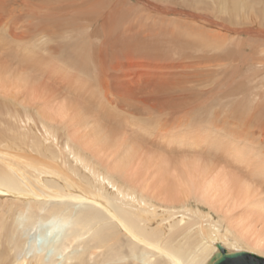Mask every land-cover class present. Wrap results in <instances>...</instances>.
I'll return each mask as SVG.
<instances>
[{"label": "bare ground", "instance_id": "6f19581e", "mask_svg": "<svg viewBox=\"0 0 264 264\" xmlns=\"http://www.w3.org/2000/svg\"><path fill=\"white\" fill-rule=\"evenodd\" d=\"M144 1L145 15L122 0H0V264H210L218 245L264 258V199L206 158L264 188V137L243 122L264 120L261 61L245 57L264 48L238 40L264 22L215 18L264 0ZM237 199L252 213L232 216Z\"/></svg>", "mask_w": 264, "mask_h": 264}, {"label": "rangeland", "instance_id": "374dc122", "mask_svg": "<svg viewBox=\"0 0 264 264\" xmlns=\"http://www.w3.org/2000/svg\"><path fill=\"white\" fill-rule=\"evenodd\" d=\"M206 2H211L210 0H205ZM221 1V0H218V2ZM223 1H226V3L228 1H230L232 4L231 6H234L235 8H240L239 7V2H234L233 0H223ZM122 2H125V5L127 6H132L134 8V10L138 13H140L141 15H145V13L147 12L146 10H150L149 9V6L148 4L144 1V0H122ZM128 4H127V3ZM141 2V3H140ZM144 4H143V3ZM134 5V6H133ZM13 8H16V6H13ZM20 8V5H18L17 9ZM25 7L23 6V9ZM144 9V10H143ZM260 7H253V8H250L248 11H244L243 9H239V10H236V11H232V12H224V10L222 11L221 15H215V18L218 19L219 21L223 20L222 18H226V24H228L229 26H233L235 28H238V29H243V28H246V27H251L253 25H255L256 23H263L264 22V13H258V12H255V11H259ZM16 10V9H15ZM21 10V9H19ZM210 14H214V12L212 11H209ZM143 13V14H142ZM235 15V16H234ZM173 17V18H172ZM169 18V17H168ZM171 20H177L179 17V15H171L170 16ZM176 18V19H175ZM43 20V19H42ZM41 20V21H42ZM250 20H255V21H252V22H249ZM234 23V24H232ZM240 35L238 36V40H241V41H245L254 45V46H259V48H264V33H261V32H256V31H252V32H240L239 33ZM260 52H256V53H252L250 51H247L245 53V57L246 58H253V57H256L258 58L260 61H261V66H260V72L262 73L264 71V68L262 67V65H264V54L260 55L259 54ZM254 74V73H252ZM242 80H245V78H242ZM255 81H257V79H255ZM239 84H243L242 82H239ZM244 85V84H243ZM212 89V91L214 90V85H210L207 86V88H205L204 90L206 91H209L210 89ZM245 88V86H244ZM209 89V90H208ZM256 93V90L255 89H251L249 90L248 88L244 90V93L243 95L244 96V103L243 105L245 107H247V104H248V99H249V95L250 94H255ZM21 94V93H20ZM22 95H26V94H22ZM242 96V95H240ZM239 96V97H240ZM239 97L237 99H239ZM228 118V117H227ZM4 119V117H3ZM250 119H247V120H244V128L248 131H251L252 128L253 130L251 132L254 133L255 137L259 138L261 137L260 139H263L262 136L264 137V120H262L261 122H258L260 124H258L256 122V128L254 125L250 124ZM242 122V121H241ZM252 125V127L250 125ZM257 124L259 126H257ZM249 126V127H248ZM244 129V130H245ZM259 135H258V134ZM21 142V141H20ZM151 153L150 152V157H151ZM186 153V156L183 157L185 159H189L191 154L187 153V152H184ZM25 154V153H24ZM172 154H169V155H166V156H162L160 155V159L161 161L160 162H165L167 165L170 166L171 163L173 162H177L179 159H174V160H170L168 157L171 156ZM214 157V158H213ZM213 157H206L207 159H210V161L215 164H213V166L217 167L216 168V171L219 172V173H222V172H225V173H229L230 175H233L236 179L238 180H242L244 182H246L249 186L252 187V191L254 192L256 189L258 190V195L256 197H260V198H263L264 199V188H262L260 185H255L252 183V180L251 178H249V176L245 175L244 172H246V170L244 169V167L240 164H237V163H233L232 161H230V159L228 158V156H225V155H222V156H218L217 154L216 155H213ZM221 157V158H220ZM203 158L205 160H207L205 158V156H203ZM202 158V159H203ZM218 158V159H216ZM202 159H198L197 161L195 162H200L202 161ZM227 159V160H225ZM220 161V162H219ZM231 165V167H229ZM68 166V164L65 165V163L62 161V168L65 170V171H69V170H66V167ZM142 167V166H141ZM58 169V166L56 167ZM157 169L155 166H152L150 169L146 168L145 167H142V172H145L146 174L145 175H151L152 173L155 175V179L156 180H160V177L161 175L158 174L157 172H154V170ZM64 172V171H63ZM55 173L59 174L58 171L56 170ZM148 173V174H147ZM129 176H130V181H134V184L136 186H142L145 184V179L143 178L144 176H141L140 175V166H134L132 168V170L129 171ZM159 184H160V181H159ZM172 184V181L171 180H168V182L166 183V185H170ZM125 189H127L128 191L131 190L130 187H127V185H125ZM37 189H41V186L37 187ZM124 193H128L124 190ZM149 195L151 192H148ZM259 193H261V195H259ZM2 196H6V195H2ZM138 198H139V195L137 194L136 195ZM162 200H164L165 198H160ZM156 200V199H155ZM155 200H152L151 202L156 206V208H158V206L156 205L157 202ZM252 201V200H251ZM254 201V200H253ZM192 204H193V207H202L207 213H209L207 211L208 207L204 206V205H199L200 203H197L195 201V199H192L190 201ZM237 202L238 203H234V208L231 209L230 211V214H232V216L234 217H238V215H244L245 213L246 214H251L252 211L249 208L250 204L248 202L246 203H241L238 199H237ZM164 204H168L165 200L163 202ZM8 205H12L11 203H7ZM243 204V205H242ZM238 205V206H237ZM180 207H182L180 205ZM16 210V207L13 208V211ZM179 209H176L175 212H178ZM196 210V209H195ZM211 212H210V216L212 217V221L214 222L213 226L215 227V223L219 221V217H218V214L215 213L213 210L209 209ZM165 212L166 215H168L169 217L171 216L170 212L165 210L163 211ZM156 213L157 214H160L161 212L158 211L156 209ZM224 213V212H223ZM169 217L165 220H162L161 223L165 226V223L166 222H169L170 224H172V220L169 219ZM177 217H180V215H177ZM208 221H209V218L205 219L202 224H203V227H206V226H209L211 227L209 224H208ZM223 227L224 226H220V227H215V228H221V231L223 232ZM152 230L155 231V233H157L159 236H162L163 233L156 229L155 227H151ZM225 228V227H224ZM33 235H30V237H32ZM227 240V239H226ZM165 241V240H161V243ZM225 241V240H224ZM243 250H245L243 248ZM78 251H82V248L81 250L78 249ZM126 260V259H125Z\"/></svg>", "mask_w": 264, "mask_h": 264}, {"label": "water", "instance_id": "95a60500", "mask_svg": "<svg viewBox=\"0 0 264 264\" xmlns=\"http://www.w3.org/2000/svg\"><path fill=\"white\" fill-rule=\"evenodd\" d=\"M219 252L212 256L210 264H264V258L247 252L227 253L220 245Z\"/></svg>", "mask_w": 264, "mask_h": 264}]
</instances>
